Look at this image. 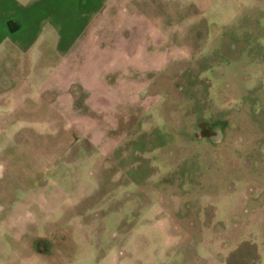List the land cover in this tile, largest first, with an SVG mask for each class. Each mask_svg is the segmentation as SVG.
<instances>
[{
  "label": "rangeland",
  "instance_id": "374dc122",
  "mask_svg": "<svg viewBox=\"0 0 264 264\" xmlns=\"http://www.w3.org/2000/svg\"><path fill=\"white\" fill-rule=\"evenodd\" d=\"M138 1L0 46V264H264V0Z\"/></svg>",
  "mask_w": 264,
  "mask_h": 264
},
{
  "label": "crops",
  "instance_id": "0c3cea01",
  "mask_svg": "<svg viewBox=\"0 0 264 264\" xmlns=\"http://www.w3.org/2000/svg\"><path fill=\"white\" fill-rule=\"evenodd\" d=\"M137 2L139 1L0 0V46L9 42V61L13 59L12 62L17 63L16 58L24 61L23 58L28 54L27 52L33 49V43L47 40L75 41L83 39L87 33L84 27L81 29L82 26H85L84 23L79 29L71 27L74 24V15L78 4L90 3L92 6H97L96 9L100 12H105L107 8L112 7V10L117 9L120 15L127 11V3L131 4L128 5L131 7L130 9L134 8L135 10ZM94 14L86 17V25H93ZM130 18L132 17L130 16ZM71 50L72 47H69L66 51ZM53 51H58L60 54L62 50Z\"/></svg>",
  "mask_w": 264,
  "mask_h": 264
}]
</instances>
